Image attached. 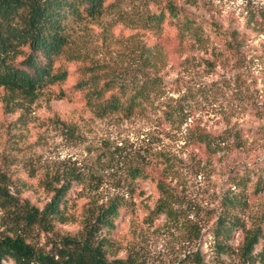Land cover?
<instances>
[{"label": "rangeland", "instance_id": "1", "mask_svg": "<svg viewBox=\"0 0 264 264\" xmlns=\"http://www.w3.org/2000/svg\"><path fill=\"white\" fill-rule=\"evenodd\" d=\"M171 1L204 31L200 42L188 36L178 51L173 34L164 38L168 60L157 72L143 64L142 53L143 36L155 38L134 28L166 0H109L115 3L111 11L73 20L67 30L73 50L99 71L142 80L146 70L159 78L160 94L143 113L100 117L78 99H60V88L46 89L32 102L19 100L10 110L0 103V184L21 203L42 210L52 198L47 180L58 187L72 182L68 221L53 232L36 226L26 233L37 250L49 253L64 235L77 236L115 200L126 208L110 260L264 264V190L233 213L241 229L228 241L220 238L229 253L220 252L215 238L224 197L239 192L233 179L249 175L264 186V0ZM74 81L70 77L63 88ZM169 110L172 121L164 115ZM199 132L226 143L211 154L193 142ZM160 183L170 194L171 218L155 212L163 199ZM3 217L0 209V234L7 228ZM257 225L263 236L254 262L239 247L245 231Z\"/></svg>", "mask_w": 264, "mask_h": 264}, {"label": "trees", "instance_id": "2", "mask_svg": "<svg viewBox=\"0 0 264 264\" xmlns=\"http://www.w3.org/2000/svg\"><path fill=\"white\" fill-rule=\"evenodd\" d=\"M108 1L0 0V103L10 110L19 100L32 102L46 89L60 88V99H78L100 117L110 114L131 117L143 113L145 107L160 94L159 78L146 74V70L141 74L142 80H138V76L123 78L120 73L99 71L71 45L67 31L69 23L101 17L115 5L108 4ZM134 29L150 32L155 38L150 41L148 36H143L146 41L142 50L143 64L154 72L162 69L168 60L162 42L164 38L169 39L173 34L179 42L178 51L188 36L200 42L204 31L192 14L171 0H166L159 12L149 15L141 26ZM73 63L77 67L71 72L69 66ZM72 76L75 77L74 84L63 88ZM180 113H176L175 117L180 118ZM164 115L169 121L174 119L170 110ZM220 138L199 132L193 142L215 154L226 143ZM140 178L139 174L135 176V179ZM74 179L78 180V177ZM233 184L239 192L224 197V211L215 231L216 246L226 254L229 253L228 248L220 238L228 241L234 230L242 227L233 213L247 207L246 202L264 190L261 180H254L249 175L233 179ZM45 188L52 198L40 210L29 202L21 203L0 184V209L4 212L7 226L0 234V264H130L128 260H110L108 256L115 257L112 252L118 246L113 241L114 231L121 220L122 210L126 208L125 204L115 200L102 206L94 223L87 224L77 236L64 235L59 246L56 245L51 252L43 253L29 243L26 233L33 227L38 226L41 231L49 233L54 231L57 223L68 221L67 193L72 188L71 179L64 180L59 187L54 181L47 180ZM158 190L163 199L155 212L171 218L173 212L166 202L170 194L161 183ZM245 233L239 250L245 259L255 262L257 257L253 256V252L263 236L261 226L257 225Z\"/></svg>", "mask_w": 264, "mask_h": 264}]
</instances>
